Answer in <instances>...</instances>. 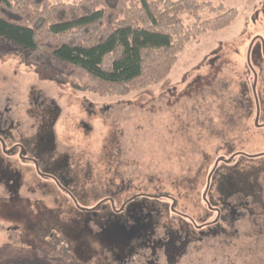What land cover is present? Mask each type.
<instances>
[{"label":"rangeland","instance_id":"374dc122","mask_svg":"<svg viewBox=\"0 0 264 264\" xmlns=\"http://www.w3.org/2000/svg\"><path fill=\"white\" fill-rule=\"evenodd\" d=\"M228 5L231 25L126 97L0 45V246L32 249L16 264H264V159L211 184L264 153V0Z\"/></svg>","mask_w":264,"mask_h":264},{"label":"trees","instance_id":"16d2710c","mask_svg":"<svg viewBox=\"0 0 264 264\" xmlns=\"http://www.w3.org/2000/svg\"><path fill=\"white\" fill-rule=\"evenodd\" d=\"M237 16L228 0H0V45H10L30 66L56 69L57 76L82 91L126 97L166 79L190 42L226 29ZM244 158L264 159V153L234 152L221 160L211 184L227 160ZM234 182L240 183L238 178ZM207 205L215 210L213 202ZM53 245L49 252L41 247L36 252L61 255ZM31 251L5 243L0 264H16ZM64 261L81 264L71 252L64 254Z\"/></svg>","mask_w":264,"mask_h":264},{"label":"flooded vegetation","instance_id":"af4514ba","mask_svg":"<svg viewBox=\"0 0 264 264\" xmlns=\"http://www.w3.org/2000/svg\"><path fill=\"white\" fill-rule=\"evenodd\" d=\"M5 151V150H4ZM9 151H7L6 150V152L5 153H8ZM215 208V207H214ZM216 209V208H215ZM200 232H202V234H204L203 232H204V230H201Z\"/></svg>","mask_w":264,"mask_h":264}]
</instances>
